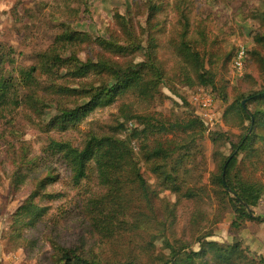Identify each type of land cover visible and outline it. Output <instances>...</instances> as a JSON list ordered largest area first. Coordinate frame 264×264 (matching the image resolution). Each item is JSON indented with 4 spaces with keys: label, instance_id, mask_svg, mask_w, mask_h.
Segmentation results:
<instances>
[{
    "label": "rangeland",
    "instance_id": "374dc122",
    "mask_svg": "<svg viewBox=\"0 0 264 264\" xmlns=\"http://www.w3.org/2000/svg\"><path fill=\"white\" fill-rule=\"evenodd\" d=\"M151 4L160 8L152 20ZM116 14L134 23L144 49L151 39H156L157 63L154 62L160 67L163 80L153 101L139 99L135 93L115 97L103 102L66 132L52 128L53 120L61 115L57 104L49 103L41 113L31 103L17 106L18 99L25 101L30 95L17 83L20 72L36 64L39 53L54 44L61 51L67 50L65 45L57 43L62 33L72 29L89 37L84 45L88 50H75L79 59H97L100 48L96 39L123 37ZM186 31V40L197 48L206 70L216 75L215 87L199 84L194 68L178 55L175 47L180 43H176ZM241 48L246 50L248 58L243 73L239 74L232 63ZM70 55L64 52L62 57L67 60ZM130 61L135 64L149 61L147 52H127L121 62ZM69 67L66 64L61 72L66 77L60 83L75 86ZM0 83L10 93L7 102L12 103L0 111V264H52L53 243L80 247L86 255L102 263L123 260L128 248L124 250L122 243L130 244L131 250L139 253L141 245L149 240L147 234L133 236L131 242L127 237L110 243L94 233L84 214V201L101 192L97 175L91 172L82 185L75 187L66 162L52 150L51 143L80 146L88 135L113 134L124 123L125 108L137 115L155 113L157 118L169 121L187 120L193 113L198 116L192 97L202 91L215 101V123L173 158L176 161L188 153L178 174L183 179V191L190 188L197 196L188 199L163 190L150 167L144 162L140 164L144 177L160 197L156 206L162 222L157 223L158 238L153 240L152 254L157 258L169 255L167 241L173 246L185 244L195 251L200 250L201 244L217 242L222 247L239 244L256 264L264 259V194L257 206L251 208L254 216L262 221L237 225L240 221L236 213L212 180L219 167L214 156L213 134L221 132L230 136V142L223 144L221 150L229 155L232 143L239 142L245 129L231 107L240 98L248 99L264 90V0H0ZM85 102L79 101V105ZM63 105L75 108L71 101ZM257 109L264 110V104L249 105V111ZM228 111L232 112L226 118ZM243 124L251 126L245 119ZM138 126L137 120L130 121L121 137L127 138ZM133 145L140 161L139 143L134 141ZM242 159L246 160L240 166L244 180L264 186V155L259 160L241 155ZM16 175L20 176L21 184L16 183ZM48 177L53 179L46 188L50 197L35 199L32 207L37 214L42 209L45 214L37 218L35 225L21 227V238H24L19 241L14 215L26 205L38 183ZM207 260L210 264H220L212 251Z\"/></svg>",
    "mask_w": 264,
    "mask_h": 264
},
{
    "label": "trees",
    "instance_id": "16d2710c",
    "mask_svg": "<svg viewBox=\"0 0 264 264\" xmlns=\"http://www.w3.org/2000/svg\"><path fill=\"white\" fill-rule=\"evenodd\" d=\"M158 13L160 8L151 4L149 7L151 20ZM115 16L123 37L120 39L119 36H111L109 39H96V45L100 48L97 59L87 61L79 59L78 52L75 50L79 49L80 52L88 50L84 45L89 37L72 29L62 33L57 43L65 45L68 48L65 49L66 51H61L62 48L54 44L48 50L39 53L36 58L37 63L20 72L17 83L22 90L29 91L30 95L25 101L18 99L17 106L24 102L31 103L33 109L41 113L49 103L57 104L61 115L53 120L52 128L66 132L81 123L96 107L115 97L135 93L139 99L153 101L160 81L163 80L161 69L158 65L156 66V39H151L149 46L144 49L138 41L134 23L121 14ZM152 29L154 27L151 31ZM183 34L186 35H182L176 43L180 44L175 47L178 55L188 66L194 68L199 84L215 87L216 75L206 70L201 54L191 41L186 40L187 31ZM144 50L147 52L149 61L137 64L131 61L121 62L127 52ZM64 52L71 54L67 60L62 57ZM66 64L70 65L71 80L73 79L75 86L60 83L66 77L61 75ZM0 90L2 91L1 111L3 107L10 106L12 103L10 100L7 102V96L10 93L2 83H0ZM12 98H14L13 95ZM223 98L225 100L227 95ZM67 101H71L75 108L64 106L63 103ZM79 101L86 102L79 105ZM244 102H246L245 106ZM252 103L264 104V90L256 92L248 99L240 98L230 109L235 110V117L242 120L240 125L245 129L239 142L232 143L229 155H224L221 150L223 144L225 146L230 142V136L221 132L214 133L212 136L215 146L214 156L219 165L218 172L213 174L212 180L236 213L240 221L237 225L245 221H262L259 217H252L249 209L257 206L264 194V186L252 180H244L240 173V166L246 162L245 159L240 161L241 155L252 156L258 160L261 155H264V110L249 111V105ZM125 109L124 123H120L113 134L88 135L80 146L53 141L51 148L66 162L75 187L82 185L90 177L91 172L97 175L102 190L84 201V214L90 221L94 233L110 243L127 237L131 242L133 236L142 237L144 234L149 236V240L145 241V245H141L139 253L133 252L130 244L122 243L124 250L128 248L123 260L106 261V263L86 255L80 247L53 243L52 264H210L207 260L210 251L220 264H256L245 255L239 244L222 247L217 242L201 244L199 241L200 250L195 251L185 244L173 246L167 241L170 254L159 258L154 257L153 240L158 238L155 231L157 223L162 222L156 206L160 197L158 191L144 177L140 164L144 162L150 167L163 190L171 191L183 198H195L198 194L195 190L187 188L183 191V179L180 180L178 174L184 160L188 158V153L180 156L176 161H173V158L175 154L181 153L194 144L209 126L195 113L184 121H169L157 118L155 113L137 115ZM231 112L228 111L225 117L227 118ZM244 119L251 123L250 127H244ZM133 120H137L139 126L135 127L127 138H122L126 124ZM257 130H261V133ZM134 141L139 143L140 161L135 153ZM19 178L20 176L16 175L17 184L21 181ZM51 180L53 181L48 177L40 181L26 201V205L15 213L14 224L17 226L15 234L20 236L17 240L21 241L24 238H21V227L35 225L37 218L45 214L43 209L37 214L32 207L35 199L50 197L46 194V188L51 184ZM258 264H264V259Z\"/></svg>",
    "mask_w": 264,
    "mask_h": 264
},
{
    "label": "built area",
    "instance_id": "2783aa9c",
    "mask_svg": "<svg viewBox=\"0 0 264 264\" xmlns=\"http://www.w3.org/2000/svg\"><path fill=\"white\" fill-rule=\"evenodd\" d=\"M247 59V52L244 48L237 51L233 59V68L239 74L243 73L245 61ZM192 103L198 109L197 115L208 125L213 126L215 123V116L217 115V108L214 99L204 91L192 97Z\"/></svg>",
    "mask_w": 264,
    "mask_h": 264
},
{
    "label": "water",
    "instance_id": "95a60500",
    "mask_svg": "<svg viewBox=\"0 0 264 264\" xmlns=\"http://www.w3.org/2000/svg\"><path fill=\"white\" fill-rule=\"evenodd\" d=\"M245 104H246V102L243 103L244 106H245ZM249 213H250V215H251L252 217L254 216V214H253V212L251 211V209H249Z\"/></svg>",
    "mask_w": 264,
    "mask_h": 264
}]
</instances>
